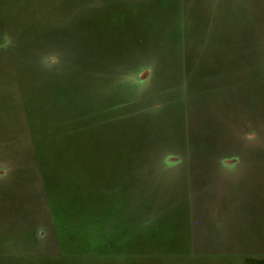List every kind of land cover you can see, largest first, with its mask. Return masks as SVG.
<instances>
[{"label":"rangeland","instance_id":"1","mask_svg":"<svg viewBox=\"0 0 264 264\" xmlns=\"http://www.w3.org/2000/svg\"><path fill=\"white\" fill-rule=\"evenodd\" d=\"M0 264H264V0H0Z\"/></svg>","mask_w":264,"mask_h":264},{"label":"clouds","instance_id":"2","mask_svg":"<svg viewBox=\"0 0 264 264\" xmlns=\"http://www.w3.org/2000/svg\"><path fill=\"white\" fill-rule=\"evenodd\" d=\"M50 60L54 62L56 60V57H50Z\"/></svg>","mask_w":264,"mask_h":264}]
</instances>
